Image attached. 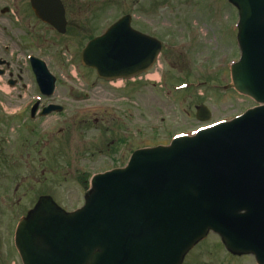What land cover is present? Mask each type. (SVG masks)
<instances>
[{
	"label": "water",
	"instance_id": "1",
	"mask_svg": "<svg viewBox=\"0 0 264 264\" xmlns=\"http://www.w3.org/2000/svg\"><path fill=\"white\" fill-rule=\"evenodd\" d=\"M227 1L238 11L240 49L228 87L260 106L169 146L135 151L124 168L94 176L73 213L39 198L15 232L22 264H181L209 230L232 254L252 253L264 264V0ZM31 5L64 31L58 0ZM160 49L125 16L88 43L82 63L99 78L129 79ZM32 68L50 94L54 78L43 63Z\"/></svg>",
	"mask_w": 264,
	"mask_h": 264
},
{
	"label": "rangeland",
	"instance_id": "2",
	"mask_svg": "<svg viewBox=\"0 0 264 264\" xmlns=\"http://www.w3.org/2000/svg\"><path fill=\"white\" fill-rule=\"evenodd\" d=\"M17 1L19 12L22 13V22L31 20L29 29L35 33L33 52L48 64L47 67L58 79L54 95L60 103L66 104V112L63 114L66 120L67 117L70 118V110L74 107L101 103L124 106L126 110L130 111L133 121L146 103L148 110L153 114L150 122L160 123L163 127L167 126L168 133L166 134L171 135L178 131L185 132L187 129H195L205 123L229 119L254 105L252 100L233 90L223 91L216 87L221 83H227L229 78L228 73L224 72V68H222L223 64L219 63L234 62L238 55L235 41L237 12L225 0H68L66 14L69 15L70 20L66 34L61 37L49 27L31 19L30 11L24 4L27 0ZM3 7L4 3L0 0V9ZM125 14L132 17L133 28L157 38L166 46L175 43L178 45L183 41L180 51L186 53L180 54L181 56L173 52L170 53L167 57L168 65L163 66L159 73L162 78L159 85H156L155 80L149 79L153 78L160 70L158 63L137 83L140 85L139 87L136 84L130 85L133 92L131 94L125 92L126 96L131 95L129 98L123 97L120 93L123 87L114 88L101 85L90 90L89 85L95 81L96 77L91 71L80 67L78 58L79 49L85 45L89 38L101 34L105 28ZM164 55L165 50L161 56L164 58ZM206 57L210 61L204 63L203 60L207 59ZM60 62H64L63 69L58 67ZM21 71L18 70L20 73ZM186 74L188 81L195 83L200 81L197 86L192 85L186 91L165 93L171 89V86L183 81ZM22 79L24 84L28 85L30 82L32 88L35 87L32 77L28 74L24 73ZM4 85L1 84V86ZM9 87L10 93L7 95L0 90V102L7 112L11 113L22 102H25L31 91L22 94L19 88ZM70 90L73 91V94L79 95V99L72 97L73 100H71ZM200 104H204L210 110L208 118L204 121H197L194 117L193 107ZM155 109L158 110L155 111ZM7 112L4 114H8ZM55 117L58 116L51 115L49 120H57ZM91 117L93 116H88L84 120L90 122ZM24 118L27 116L23 115L15 121L26 122L28 124L26 129L18 127L21 125L20 123L13 125L14 121H8L9 123L4 125L5 130L0 127V134L5 132L4 136H7V140L12 142L10 130L13 129L17 134L20 132L18 144L24 143L26 140L35 141L45 129L43 126H39L38 122L31 123ZM70 121L71 126L65 125L66 131L62 135L56 134L53 137H48V140L55 139L54 143H56L66 139L67 151L72 154L76 152V155L81 148L95 147L94 143L88 146L80 144L77 149L83 137L96 139L99 132L104 131L102 124L88 125V127L82 122V125L77 123V120L71 119ZM114 123L117 124L116 118ZM133 125L132 123V130ZM68 127L71 129L69 130ZM15 139L18 140L16 134ZM40 141L41 146L43 138L40 137ZM47 142L49 143V141ZM37 150L33 151L29 161L22 159L26 167L20 173L32 178L26 182L27 185L31 184L27 194L19 199V205L13 209L17 211L16 214L21 215L26 210L25 208L31 206L32 200L35 201L32 197L36 195L37 190L41 189L44 193L51 194L64 210L69 211L82 205L87 182L85 184L81 182L88 177L80 176L77 172V168L80 166L72 164L77 160V157H70V164L58 166L61 162H65L62 154L64 151L61 150L60 144L50 146L47 144L44 149ZM47 162L50 163V166ZM13 164H16V161H13ZM44 168L48 172L47 175L41 174ZM84 170L90 173L88 168ZM14 175L18 176V173L13 167L4 172V177H13ZM27 178L29 177H26L25 180ZM35 179H39V185L34 187ZM11 188V183L8 180L6 190L11 191ZM23 190L22 186L18 194H21ZM25 196L26 198H24ZM8 201L9 197L0 196V214L6 212L4 205ZM11 212L12 210H10ZM0 221L2 222V219ZM2 224L4 223L2 222ZM0 264H21V262L19 260L8 261V257H4ZM184 264H250V262L246 260L238 262L229 258L221 248L218 237L209 234L194 253H191L185 260Z\"/></svg>",
	"mask_w": 264,
	"mask_h": 264
},
{
	"label": "flooded vegetation",
	"instance_id": "3",
	"mask_svg": "<svg viewBox=\"0 0 264 264\" xmlns=\"http://www.w3.org/2000/svg\"><path fill=\"white\" fill-rule=\"evenodd\" d=\"M2 1L4 3V7L0 9V83L12 86L16 89L19 88V91L22 92V94L28 91H31V94L27 97L25 102H22L11 113L7 112V109L0 102L2 105L0 110V127L1 129L5 130L6 128L4 125L9 123L8 118L4 117V113L7 112L8 114L6 115H9L17 114L23 111L28 117L24 119L31 123L38 122V125L43 126L45 131L40 134L41 136H37V140H26L24 143L20 144H18L20 141L19 137L18 140L15 139V141L9 142L7 140V136H4L5 132L0 134V196L8 197V191L6 190L7 181L17 177V175H14L13 177H4V172L11 167L17 170L19 166V160L24 158V155L26 161H29L33 151L37 150L40 146V137L43 138V141L37 151L44 149L47 144L48 146L60 144L61 150L64 151L62 154L65 162H61L58 166H62V164L67 163L70 164V157L76 156L77 160L72 164H77V166H80V168H77V172H79L80 176H87L88 178L94 174L122 166L129 158L131 152L135 149L156 146L159 144L164 145L168 143V134H166L168 133L167 126L163 127L160 123L150 122V118L153 116V114L148 110V105L146 103H144V105L141 107L140 111L138 112V117L133 121L131 120L130 111L126 110L124 106L120 107L113 104L101 103L84 105L87 107L86 110H78L76 107H74L75 109L70 110V118L67 117L66 120V118L63 116V114L66 112V104L60 103L54 93L50 96H42L39 94L36 86L32 88V83L29 82L28 85L24 84L22 79L24 73L31 76L34 81L30 60L31 58L35 57V53L33 52L35 49V33L29 29L31 20L28 22H22V13L19 12L17 0ZM29 2L30 0H27V2L24 4L30 11L31 19L35 20ZM64 5L65 4H63V6ZM69 20V16L66 15V21L69 22ZM163 50H165L164 58L161 56ZM163 50L156 61V64L159 63L161 66L168 65L167 63L169 61L167 57L173 52V46H166L165 44V46L163 45ZM63 64L64 62H60L58 67L63 69ZM18 70H22L23 75H21L22 72L20 73ZM141 80L142 78L136 79L133 85L136 84V86L139 87L140 85L137 83ZM101 85L114 88L123 87V90L120 93L126 98H129L131 96V92H133V90L130 89L131 83L125 82L122 86L115 87L112 83H106L98 79H95V82L90 85L92 86L90 90L98 88ZM70 92L71 100H73V98L79 99V95L73 94L72 90H70ZM125 92H130V94L126 96ZM18 94L22 95L21 93ZM50 105L60 106L62 108L57 110L58 112H52L45 117H41L40 113L43 108ZM33 106L36 107V110L34 115L30 117V111ZM157 110L158 109H155V111ZM51 115L58 116L55 117L57 120L50 121L51 119L49 120V117ZM88 116H93L91 117L90 122L89 120H84L85 118H88ZM17 117L20 118L21 116ZM115 118L117 120V124L114 123ZM71 119L77 120V123L81 125L83 123L87 126L98 123L102 124L104 131L99 132L97 138L94 140L89 137H83L79 142L77 149L80 147V144L88 146L94 143L96 144L95 147H86L84 149L81 148L76 155V152L72 154L70 151H67L66 139L59 140V142L56 143H54L56 141L55 139L52 141L48 140V137H53L56 134L62 135L63 132L66 131L65 125L69 124L68 126H71ZM20 122L26 129L28 124L22 120ZM57 122H59V124H57ZM132 123L134 124L133 130ZM68 128L69 130L71 129L70 127ZM10 131L15 133L13 129ZM47 141H49V143ZM13 161H16V164H13ZM47 164L50 166V163L47 162ZM85 168H88L90 173L86 172V170H84ZM41 174L47 175L48 172L44 168ZM27 177H29V181L32 178L28 175ZM88 178L83 180L81 183L85 184ZM38 182L39 179H35L33 181V186L35 187V185H39ZM28 188H30V185ZM37 191H43V189ZM15 192L16 189L14 190V193ZM16 204H18V200L16 201ZM5 216L6 215L4 213L0 214V220L2 219V222ZM17 218L18 215H16L14 212H11L9 216H7L6 223L2 224L0 221V225H12L13 220L15 221ZM9 233V227L7 226L4 229V232L0 234V261H2L4 257H8L9 260L15 256V252L8 237ZM227 256L233 260H237L238 262L246 260L250 262V264H256L254 259L249 258L250 256L236 257L229 254H227Z\"/></svg>",
	"mask_w": 264,
	"mask_h": 264
},
{
	"label": "bare ground",
	"instance_id": "4",
	"mask_svg": "<svg viewBox=\"0 0 264 264\" xmlns=\"http://www.w3.org/2000/svg\"><path fill=\"white\" fill-rule=\"evenodd\" d=\"M150 79H154L156 81H159V76L158 75H155L153 78L151 77ZM114 86L115 87H118V86H120V83H116V84H114Z\"/></svg>",
	"mask_w": 264,
	"mask_h": 264
}]
</instances>
